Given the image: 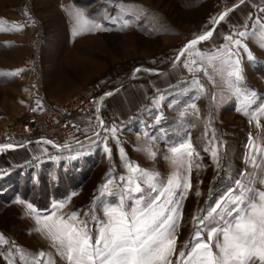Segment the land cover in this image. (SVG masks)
Instances as JSON below:
<instances>
[{"label": "rangeland", "instance_id": "rangeland-1", "mask_svg": "<svg viewBox=\"0 0 264 264\" xmlns=\"http://www.w3.org/2000/svg\"><path fill=\"white\" fill-rule=\"evenodd\" d=\"M251 3L250 22L234 29L241 7L218 25L212 19L239 0H0V130L23 125L35 95L57 106L88 92L101 99L88 115L75 117L85 125L76 139L37 146L43 150L36 158L0 170V237L8 242H0V264H9L17 247L14 264H28L40 252L52 264H65L37 231L27 203L41 217L54 202L81 218L89 211L102 216L105 204L118 202L127 178L139 175L130 165L155 174L157 188L178 172L190 177L178 251L195 231L193 217L236 188L237 180L249 184L251 176V186L264 190V0ZM78 16L105 30L73 35ZM205 30L213 36L177 61L179 50ZM238 30L245 32L236 38L251 60L244 47L230 48L224 40ZM228 51L235 53L230 62ZM237 60L239 82L228 75ZM144 84L145 108L127 120L109 112L113 93L126 97V87L135 86L143 96ZM97 117L117 129L118 143L111 132L101 133L107 140L96 135ZM183 142L192 145L190 173L187 157L183 167L173 162L171 148ZM140 180L147 188L146 177Z\"/></svg>", "mask_w": 264, "mask_h": 264}, {"label": "snow or ice", "instance_id": "snow-or-ice-1", "mask_svg": "<svg viewBox=\"0 0 264 264\" xmlns=\"http://www.w3.org/2000/svg\"><path fill=\"white\" fill-rule=\"evenodd\" d=\"M242 4L244 0H239V4L221 12L212 19V25L225 21L229 13ZM109 19L112 20V17ZM128 24L129 21L125 20L123 27ZM86 30L103 31L105 26L78 16L73 35ZM213 30H205L191 39L179 50L176 60L194 53L196 45L213 36ZM244 36L245 32L238 30L233 35L225 36L224 40L229 43L230 48L244 47L248 52L247 47L236 38ZM226 54V62H230L231 56L235 55L231 51ZM248 56L251 60L250 52ZM195 63L193 59L191 65ZM191 65L184 63V67L190 72L193 70ZM228 75L234 77L236 82L242 80L239 60ZM39 104L37 101L38 106ZM190 107L195 108V104ZM32 110L36 111L35 108ZM97 120L100 131L96 135L107 140L101 133L111 132L112 138L118 143L117 129L114 126L107 128L99 117ZM43 143L51 142L45 140ZM2 147L14 146L5 144ZM252 150L256 151L255 145H252ZM103 151L111 154L107 143L104 144ZM171 153L173 162L181 167L183 159L188 158L187 172L190 173L192 145L188 142L180 143L179 147L171 148ZM212 155L215 159L217 154L213 151ZM130 168L139 175L127 178L119 193L118 202L105 204L102 216L93 215L89 211L83 213L81 218V214L76 211L62 212L64 202H54L50 214L41 217L38 210L27 203L29 214L35 217L36 224L40 226L37 231L47 235L65 264H264V190L251 186L254 182L251 176L249 184L237 180L236 188L230 187L224 195L193 217L195 231L183 249L178 251L177 229L182 219V201L192 188L190 177L178 172L170 176L166 183L159 181L160 188H157L155 174L143 171L138 166L130 165ZM140 177H146L144 183L147 188L142 187ZM121 180L124 181V178L121 177ZM259 183L264 184V178ZM196 195L199 196L200 193L197 192ZM0 242L8 243L3 237H0ZM20 251L17 247L15 252L8 254L9 264H14L12 256ZM45 256L44 252H40L28 264H52Z\"/></svg>", "mask_w": 264, "mask_h": 264}, {"label": "built area", "instance_id": "built-area-1", "mask_svg": "<svg viewBox=\"0 0 264 264\" xmlns=\"http://www.w3.org/2000/svg\"><path fill=\"white\" fill-rule=\"evenodd\" d=\"M34 92L36 94V87ZM34 98L32 109L35 108L36 111L31 109L23 125L18 128L3 127L0 130V149H4L2 146L5 144L14 145L18 142L29 144L47 140L51 142L48 144L54 145L58 141L74 140L85 128L75 117L88 115L100 105L101 100L98 101L96 94L92 92L58 106L51 105L43 98L36 100V95ZM37 101L40 102L39 106Z\"/></svg>", "mask_w": 264, "mask_h": 264}, {"label": "crops", "instance_id": "crops-1", "mask_svg": "<svg viewBox=\"0 0 264 264\" xmlns=\"http://www.w3.org/2000/svg\"><path fill=\"white\" fill-rule=\"evenodd\" d=\"M251 2L252 0L251 1L244 0V4L240 5L241 7L240 14H242L241 21L239 20L236 24L231 25L232 28L236 29L238 27H243L244 25H248V23L250 22V12L252 9H254V5H252ZM244 5H246L247 8L243 7ZM230 14L232 13L230 12L229 15ZM140 86L145 87L146 85L144 84ZM145 88H144L143 96L141 95L140 89H138V87L135 86L126 87L127 89L126 97L122 93H117L119 95L118 97H116L117 96V95L115 96L116 93H113L112 98L114 99V102L112 101V104L108 105L109 112L112 113L113 116H116L118 120L130 119L138 111L142 110L148 105V103H146L145 100L146 98L143 99L148 87ZM13 146L14 147L12 148L0 149V170H6L10 166L8 162L16 166L18 164L25 163L33 158H36V151L38 154V152L40 153L43 150L42 147H37V146H45V143L38 142L32 144H18ZM10 157L12 159L11 162H10ZM7 158H9V161H7Z\"/></svg>", "mask_w": 264, "mask_h": 264}]
</instances>
